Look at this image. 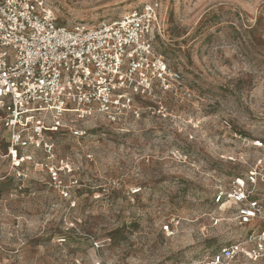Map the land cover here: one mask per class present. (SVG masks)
I'll use <instances>...</instances> for the list:
<instances>
[{
	"label": "rangeland",
	"instance_id": "obj_1",
	"mask_svg": "<svg viewBox=\"0 0 264 264\" xmlns=\"http://www.w3.org/2000/svg\"><path fill=\"white\" fill-rule=\"evenodd\" d=\"M148 1L45 0L63 24ZM158 22L154 45L180 85L138 119L51 135L73 163L69 198L36 164L41 152L15 166L1 139L0 264H204L247 228L215 196L255 166L264 174V0H160ZM256 187L264 204V178Z\"/></svg>",
	"mask_w": 264,
	"mask_h": 264
},
{
	"label": "built area",
	"instance_id": "obj_2",
	"mask_svg": "<svg viewBox=\"0 0 264 264\" xmlns=\"http://www.w3.org/2000/svg\"><path fill=\"white\" fill-rule=\"evenodd\" d=\"M159 9L160 0H149L98 24H63L45 0H0V141L4 137L12 164L41 152L36 164L60 196L69 198L74 181L62 174L73 163L57 153L51 135L67 131L85 138L86 122L138 119L147 99L176 90L181 73L154 45ZM262 171L255 166L245 178L235 176L215 196L231 202L238 224L247 228L204 264H264V204L254 197Z\"/></svg>",
	"mask_w": 264,
	"mask_h": 264
}]
</instances>
